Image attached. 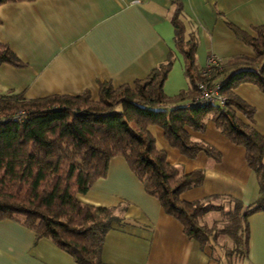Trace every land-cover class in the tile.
Here are the masks:
<instances>
[{"label": "trees", "instance_id": "obj_1", "mask_svg": "<svg viewBox=\"0 0 264 264\" xmlns=\"http://www.w3.org/2000/svg\"><path fill=\"white\" fill-rule=\"evenodd\" d=\"M8 1L23 0H0V5ZM172 1L175 47L185 58L189 81L188 88L177 94L170 95L164 88L174 52L143 78L118 86L110 80L101 82L97 99L89 89L38 98L15 91L0 93V218L24 223L38 238H52L79 264H105L106 234L114 221L122 220L124 206H97L77 197L107 174L109 161L116 155L126 158L147 192L158 197L190 237L203 245L219 243L230 264L247 253L248 216L264 210V134L255 126L256 107L236 91L241 83L252 82L264 92V24L252 26L256 34H251L229 22L236 35L254 48L255 56L220 58L202 75L204 68L196 65L197 36L187 32L182 1ZM1 62L26 65L2 41ZM225 74L228 77L220 79ZM217 79L226 96L225 107L191 103L200 94V82L213 84ZM19 109L27 111L22 120L4 117ZM209 119L231 141L245 146L260 185L254 202L219 193L195 200L182 197L184 191L203 184L206 171L197 168L186 173L171 163L149 126H161L169 143L188 157L204 151L220 161L217 147L194 139L187 129L204 132ZM212 210L223 211L224 218L202 222L201 217ZM221 235L226 236L222 242Z\"/></svg>", "mask_w": 264, "mask_h": 264}, {"label": "crops", "instance_id": "obj_2", "mask_svg": "<svg viewBox=\"0 0 264 264\" xmlns=\"http://www.w3.org/2000/svg\"><path fill=\"white\" fill-rule=\"evenodd\" d=\"M188 34L198 39L196 65L207 66L210 55L227 59L236 54L255 56L229 22L256 34L264 24V0H181ZM172 0H23L0 5V41L26 62L0 63V93H23L38 98L55 93L91 90L99 97L100 83L118 86L147 76L175 53L165 91L174 95L188 88L185 58L175 47ZM228 74L220 79H225ZM236 91L256 107L255 126L264 134V92L252 82ZM171 163L189 173L206 171L203 184L182 193L187 200L231 194L245 203L257 200L259 181L248 164L246 148L231 141L212 119L204 132L188 127L194 139L205 140L222 153L215 161L204 151L188 157L173 147L159 125H150ZM84 203L122 207V220L106 234L105 264H230L219 243L203 245L190 237L182 223L167 213L158 197L145 189L122 155L113 156L105 176L84 193ZM248 249L236 264H264V210L248 216ZM0 264H79L52 238L36 236L24 223L0 218Z\"/></svg>", "mask_w": 264, "mask_h": 264}, {"label": "built area", "instance_id": "obj_3", "mask_svg": "<svg viewBox=\"0 0 264 264\" xmlns=\"http://www.w3.org/2000/svg\"><path fill=\"white\" fill-rule=\"evenodd\" d=\"M220 58L216 55H210L209 56V61L206 67H204V70L202 72V75H207L209 70L211 69V64H219ZM220 80L214 81L213 84H208L206 81L200 82L199 86L201 88L200 94L191 101V103H208V102H213V103H218L222 106L225 107L226 105V96L220 91ZM26 110L24 109H19L16 110L12 113L5 114V118H12V119H19L22 120L25 117Z\"/></svg>", "mask_w": 264, "mask_h": 264}, {"label": "rangeland", "instance_id": "obj_4", "mask_svg": "<svg viewBox=\"0 0 264 264\" xmlns=\"http://www.w3.org/2000/svg\"><path fill=\"white\" fill-rule=\"evenodd\" d=\"M223 218H224V212L223 211H221V210H212V211H209L206 214H204L201 217V221L202 222L212 223L215 219H220L221 220ZM221 223H222V221L220 222V224ZM225 237H226L225 235H221L220 241L222 242Z\"/></svg>", "mask_w": 264, "mask_h": 264}]
</instances>
